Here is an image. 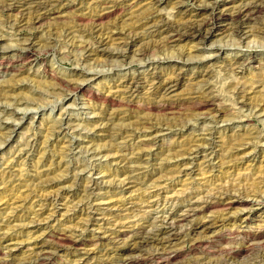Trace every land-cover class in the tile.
Masks as SVG:
<instances>
[{
  "label": "rangeland",
  "instance_id": "rangeland-1",
  "mask_svg": "<svg viewBox=\"0 0 264 264\" xmlns=\"http://www.w3.org/2000/svg\"><path fill=\"white\" fill-rule=\"evenodd\" d=\"M27 1L0 0L1 264L40 250L38 264H121L133 229L215 217L147 264H218L242 243L249 264L264 239V13L188 36L152 25L252 0H52L33 15ZM228 188L244 204L215 197Z\"/></svg>",
  "mask_w": 264,
  "mask_h": 264
},
{
  "label": "bare ground",
  "instance_id": "bare-ground-1",
  "mask_svg": "<svg viewBox=\"0 0 264 264\" xmlns=\"http://www.w3.org/2000/svg\"><path fill=\"white\" fill-rule=\"evenodd\" d=\"M25 1H27V0H25ZM29 3H35L36 4L34 10L33 11L31 10L32 15L35 14V11L39 12V11H41L42 9H44V8H46L48 6L53 5L52 0H30V1L26 2V4H29ZM29 11H30V9H29ZM31 12H30V14H31ZM263 13H264V0H252L250 3H244L240 7H237L235 9L231 10L230 12H228V11L227 12L226 11L213 12L212 14H210L208 17H206L205 19H203L199 23H189V22H185V21H179L178 23L175 24L174 22H171V21H169L167 19H162L161 18L160 20H158L156 22L155 25H152V26L156 27L158 30L162 28L167 33L168 32H174V31L176 32V31H180L181 30V32H184V34H186L188 36H193L194 33H196L201 28L205 29L207 27L208 28L207 32H211V30L218 29L219 28L218 26H220L221 24H225V23H227V25L229 27L231 26L234 29H240V27H242L243 24L251 22V21L258 20L260 18V15L263 14ZM37 16H40V15H37ZM36 17H34V18L36 19ZM38 18H37V20H38ZM149 18H150V16H148L147 13L146 14L143 13L139 18H137L133 22H135L134 23V24H136L135 26L138 25V27H144L145 25L148 24L149 21H147V20ZM260 28H261V30L263 29L261 33L264 34V26L260 27ZM132 30H134V29H132ZM171 35H172V33H171ZM30 51H31V49L28 47L27 52H30ZM144 51H145V49L140 50L141 53H139V54H142V52H144ZM247 88L248 87L245 86V85L240 86L239 89H238L237 94L241 98H246L247 97L246 94L248 93V89ZM243 103H245V102H243ZM221 111H223V110H221ZM221 111H220V113H221ZM245 143H246L245 139H242V140L239 139V141H237L235 143H232L231 146H230L231 152L233 151V149L237 148L238 145H243ZM190 147L191 146H189V148ZM178 151L180 152L181 149L178 150ZM232 160H234V159H232ZM263 182H264V179L260 178V180H256L252 184H254L255 187H258V185L262 184ZM251 188H253V187H251ZM259 188H261V186ZM249 190H246V191H249ZM231 191L232 190L228 188L224 192H222L223 193L222 194L223 197L222 196L221 197H217L218 195L215 196V197L217 199L218 198L224 199L223 200L224 203H225L224 205L233 204L235 202L243 203V202L246 201L244 199H240L239 197L236 198V195H233ZM250 192H251V190H250ZM254 197H256V201H258L259 203H263L264 202V189H263L262 193L260 192V193H256L255 194V192H254ZM225 201H227V202H225ZM199 206H200V204H195L194 206H192L191 210L195 211V214H197V212L200 210V209H198ZM225 220H226V218H216V217L211 219V220H209L208 222L195 220V221L192 222L191 226L188 227L183 232L181 230L176 229L175 226L174 227H169L168 229H166V227H160L159 226V227L153 229V231H145L143 229H138V230L133 229L130 237L133 239L134 242H133V244H130V245L126 244L128 249L133 250L132 251L133 254L129 258L126 257L127 259L126 258L124 259V258L121 257L122 259H124V260H122L121 264H138L141 261H143L144 264H147L149 262V259L152 258V257L159 258V259H164V260H167V261H172V260L176 259V257L179 256V252H180V248H181V247H177V244L174 241L180 240V239L185 238L187 236H188V238H190V239L192 238L193 239L195 234H198L196 232L201 227L205 226L207 223H210V224L206 225V226H211L212 224L215 225V224H218L219 222H221V224H222V223L225 222ZM262 228H263V226H262ZM260 234H261L260 232H258V233L254 232L251 235H254V237L256 236L257 238L256 237L255 238L258 239ZM202 240L204 241L205 239L202 238ZM253 240H254V238H253ZM231 243H233V242H231ZM242 244L239 245V246L236 245V246L230 247L227 251H224V253L225 252L226 253L222 254L221 258L223 257V255H225V257H223L221 259V262L219 261L220 263L219 262H216V263H218V264H228V263L234 264L235 263L236 264V261H235L236 259L235 258L237 256H239L243 251L246 250L245 247L247 245L245 246V245H242ZM245 244H246V242H245ZM120 247H121V245H120ZM249 247H250V245H249ZM148 248L153 249V251L150 254H148V256H146L147 254H145V253H146V250ZM224 248H223V250H224ZM125 249L126 248L124 247L123 250H125ZM40 251H41V253H40L41 256L39 255L40 257L38 256L39 258L36 259V260L35 259H31V260H35V261H31L30 260L31 262L29 264H38L41 260H43V259H45L47 257L46 255H48V253H45L42 250H40ZM50 257L51 256H49V259H50ZM251 260H254V262H252L254 264H264V239L262 240L261 245H259V247H257L256 254H254V256L251 258ZM201 261L204 262L203 259L202 260H197L196 259L195 261H193V260L192 261H181V262H178L176 264H196V263H199ZM209 261L210 260H207L204 263L201 262V264H209ZM217 261H218V259H217ZM250 261H249V264H250ZM41 262H43V261H41ZM0 264H1V262H0ZM2 264H5V263H2ZM6 264H7V262H6ZM117 264H119V263H117ZM159 264H163V263H159ZM210 264H212V263H210ZM237 264H244V263L243 262H237Z\"/></svg>",
  "mask_w": 264,
  "mask_h": 264
}]
</instances>
